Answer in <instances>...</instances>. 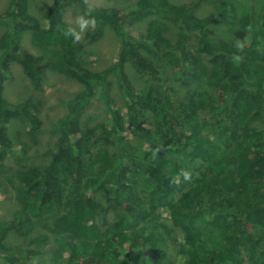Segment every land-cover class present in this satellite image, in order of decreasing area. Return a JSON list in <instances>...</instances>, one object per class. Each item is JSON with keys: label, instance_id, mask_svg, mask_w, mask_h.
<instances>
[{"label": "trees", "instance_id": "16d2710c", "mask_svg": "<svg viewBox=\"0 0 264 264\" xmlns=\"http://www.w3.org/2000/svg\"><path fill=\"white\" fill-rule=\"evenodd\" d=\"M208 1L54 0L37 16L31 0H8L0 190L13 199L0 219V264H264V0H215L199 14ZM73 9L88 25L81 36L66 20ZM108 31L116 59L94 70ZM15 66L36 92L52 74L81 87L60 101L65 113L47 131L55 141L36 157L44 105L11 101ZM94 101L105 121L85 117ZM107 206L121 215L108 220Z\"/></svg>", "mask_w": 264, "mask_h": 264}, {"label": "rangeland", "instance_id": "374dc122", "mask_svg": "<svg viewBox=\"0 0 264 264\" xmlns=\"http://www.w3.org/2000/svg\"><path fill=\"white\" fill-rule=\"evenodd\" d=\"M54 0H31L30 8L32 12L40 16L44 11L45 7L48 4H51ZM89 8L95 7H119L125 8L126 6H130L134 3L135 0H85ZM178 1H186V0H178ZM209 0L206 4L202 5L199 14L205 13L210 10L211 5L218 4L215 0ZM8 4V0H0V13H2ZM66 20L72 28V31L75 34L83 35L88 29V25L83 21L80 14L76 10H69L66 16ZM144 24H138L135 29L130 30L128 33L132 36H137L140 31L144 30ZM3 29L0 27V34ZM82 33V34H81ZM119 48V40L111 34V31H108L105 39L101 42V45L93 48L96 53L95 56L92 57V68L94 70H101L108 67L112 61L116 59L117 52ZM167 69L168 73L172 72V68L167 64L164 66ZM132 76V73H131ZM173 79V77H170ZM171 79V80H172ZM170 82V81H168ZM7 90L9 97L12 102H20V100L26 99L28 96H33L35 99L41 100L44 105V116L43 121L45 122V130L40 135V140L38 146L30 148L28 155L35 156L38 154H42L48 148V144H53L55 140L52 139V136L47 132L49 128L52 126V122L63 115L65 113L66 107L60 101H66L71 99L73 94L79 92L81 87L64 78L60 75L52 74L48 78L47 83L44 85L42 92H36L33 90L29 79L24 74L22 68L20 66L14 67V79L11 82L7 83ZM94 117L96 118L95 122L105 121V113L100 105H98L95 101L92 102L86 110L85 117ZM13 128H17L18 130H22V125H15ZM18 134V133H14ZM32 162V161H31ZM34 164L42 163V159H35ZM17 163L11 162V166L16 165ZM12 190L4 193L3 190H0V219L7 216L6 212L10 208V204L12 203L13 196ZM121 211L117 210L114 207L107 206L105 209V217L108 220H115L117 215H121ZM169 212L166 209L161 210V215L163 217L164 222L167 224L168 228L171 229L175 235H177L179 241L182 239L183 232L174 227ZM176 239L170 241L171 244V253L174 257L181 259L183 256H179L178 254V246H174ZM181 243V242H180ZM67 257V255H66ZM178 263V262H177Z\"/></svg>", "mask_w": 264, "mask_h": 264}, {"label": "clouds", "instance_id": "9594fccd", "mask_svg": "<svg viewBox=\"0 0 264 264\" xmlns=\"http://www.w3.org/2000/svg\"><path fill=\"white\" fill-rule=\"evenodd\" d=\"M75 39H79V36H76ZM234 59H239V57H234ZM183 174V177L186 181L190 180L191 179V174L189 172H184L182 173Z\"/></svg>", "mask_w": 264, "mask_h": 264}]
</instances>
